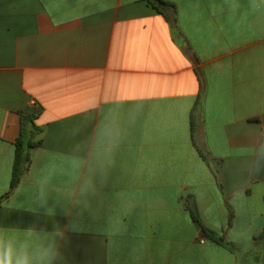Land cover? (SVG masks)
I'll use <instances>...</instances> for the list:
<instances>
[{
    "label": "crops",
    "instance_id": "0c3cea01",
    "mask_svg": "<svg viewBox=\"0 0 264 264\" xmlns=\"http://www.w3.org/2000/svg\"><path fill=\"white\" fill-rule=\"evenodd\" d=\"M163 1L0 0V198L20 112L41 142L0 223L68 225L64 264H264V0Z\"/></svg>",
    "mask_w": 264,
    "mask_h": 264
},
{
    "label": "clouds",
    "instance_id": "9594fccd",
    "mask_svg": "<svg viewBox=\"0 0 264 264\" xmlns=\"http://www.w3.org/2000/svg\"><path fill=\"white\" fill-rule=\"evenodd\" d=\"M21 191L18 186L16 195ZM40 192L37 203L42 204ZM68 225L41 224L35 220L23 226L16 223H0V264H64L65 251L62 242Z\"/></svg>",
    "mask_w": 264,
    "mask_h": 264
},
{
    "label": "trees",
    "instance_id": "16d2710c",
    "mask_svg": "<svg viewBox=\"0 0 264 264\" xmlns=\"http://www.w3.org/2000/svg\"><path fill=\"white\" fill-rule=\"evenodd\" d=\"M148 1L153 5V7H155L159 11L161 7L168 5V3H166L163 0H148ZM20 115H21L22 132L20 137L17 139L15 143V161L12 172L10 189L5 196L0 198V205L2 204V201L18 186L23 173L28 169V166L30 164V151L41 145V142L32 141L33 138L40 133V129L35 124V120L37 119V116L24 112H20ZM192 130L194 132V125H192ZM26 132L27 133L29 132L31 137L30 141H28L27 143H25L24 141V137L27 136ZM193 141H194V137H193ZM191 215L194 220L198 221V215L195 210H191ZM210 237L215 241H217L218 243L224 244L223 239L216 238L213 236ZM225 246L228 245L225 244Z\"/></svg>",
    "mask_w": 264,
    "mask_h": 264
},
{
    "label": "built area",
    "instance_id": "2783aa9c",
    "mask_svg": "<svg viewBox=\"0 0 264 264\" xmlns=\"http://www.w3.org/2000/svg\"><path fill=\"white\" fill-rule=\"evenodd\" d=\"M33 104V106H35V103H32Z\"/></svg>",
    "mask_w": 264,
    "mask_h": 264
}]
</instances>
